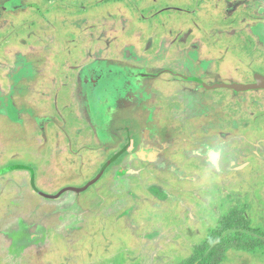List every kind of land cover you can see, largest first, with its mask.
Masks as SVG:
<instances>
[{
	"label": "rangeland",
	"instance_id": "rangeland-1",
	"mask_svg": "<svg viewBox=\"0 0 264 264\" xmlns=\"http://www.w3.org/2000/svg\"><path fill=\"white\" fill-rule=\"evenodd\" d=\"M257 74L264 0H0V264H264Z\"/></svg>",
	"mask_w": 264,
	"mask_h": 264
},
{
	"label": "water",
	"instance_id": "water-1",
	"mask_svg": "<svg viewBox=\"0 0 264 264\" xmlns=\"http://www.w3.org/2000/svg\"><path fill=\"white\" fill-rule=\"evenodd\" d=\"M213 87H227V88H231V89L236 90V91H246V90H253V89H261V88H264V76L256 75V81L253 82V83H249V84H240V83L224 84V83H221V84H216ZM213 87H211V88H213ZM121 152H123V151H121ZM117 156L115 155L114 157L109 159L107 161V163H105V165L102 168V170L100 171V173L93 180L90 181V183L86 186V188L89 185H91L93 182H95L97 179H99V177H101L104 169L111 162H113ZM7 170L8 169H0V172L7 171Z\"/></svg>",
	"mask_w": 264,
	"mask_h": 264
},
{
	"label": "crops",
	"instance_id": "crops-1",
	"mask_svg": "<svg viewBox=\"0 0 264 264\" xmlns=\"http://www.w3.org/2000/svg\"><path fill=\"white\" fill-rule=\"evenodd\" d=\"M257 75H259V74H257ZM264 76V75H263ZM198 81V80H197ZM256 81V77H255V79H254V81L253 82H255ZM201 82V81H200ZM253 82H249V83H253ZM249 83H245V84H249ZM218 84V83H217ZM215 85V84H214ZM231 89V88H230ZM236 91V90H235ZM239 92V91H238ZM127 150V149H126ZM9 170H11V169H8L7 171H3V172H0V175H2L4 172H8ZM41 193H43L44 194V192H42V191H40ZM46 195H48V194H46Z\"/></svg>",
	"mask_w": 264,
	"mask_h": 264
}]
</instances>
